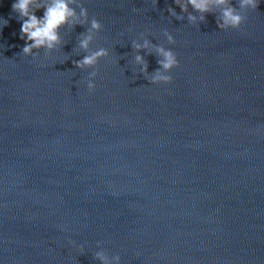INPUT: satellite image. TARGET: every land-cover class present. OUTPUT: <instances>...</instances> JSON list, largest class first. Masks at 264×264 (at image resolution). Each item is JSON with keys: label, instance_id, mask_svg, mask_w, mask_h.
<instances>
[{"label": "water", "instance_id": "water-1", "mask_svg": "<svg viewBox=\"0 0 264 264\" xmlns=\"http://www.w3.org/2000/svg\"><path fill=\"white\" fill-rule=\"evenodd\" d=\"M14 2L0 0V264H101V248L120 264H264V0L228 30L177 20L174 0H80L103 25L91 49L109 51L83 70L81 26L22 55ZM141 32L177 54L170 83L140 73Z\"/></svg>", "mask_w": 264, "mask_h": 264}, {"label": "clouds", "instance_id": "clouds-1", "mask_svg": "<svg viewBox=\"0 0 264 264\" xmlns=\"http://www.w3.org/2000/svg\"><path fill=\"white\" fill-rule=\"evenodd\" d=\"M156 2L157 0H153L154 4ZM174 2L181 9V14L171 6L167 8V12L177 20H183V14L186 13L190 24L199 25L206 20V14L211 13L216 17L218 29L228 30L240 29L247 20V11L256 10L260 0H236V6H233V0H174ZM189 7L192 9L191 12ZM41 9L43 15L37 16L36 12ZM12 11L17 14L16 19L22 22L20 39L26 42L20 53L26 57L37 59L41 49L44 50L45 56L51 55L64 45L61 29L65 27L75 29L76 26L85 28V31L79 34L78 48L86 54L81 59L72 61L75 68L95 69L101 59L109 56L106 48L91 49L90 46L97 34L103 30V25L95 17L89 19L88 10L80 0H15ZM7 24L8 20L3 19L0 26ZM163 35L169 44H175V39L169 31L165 30ZM131 45L137 53L134 57L135 64L140 66V73L149 83L168 84L172 81L173 77L169 73L179 66L177 54L173 50L153 43L146 38L144 32L139 34L138 39L132 40ZM141 51H144V55L139 54ZM153 54L157 57L158 68L150 73L145 56ZM97 75L96 70L88 74L87 89L90 93L96 88L94 81ZM69 242L75 244V241ZM79 247L83 253L84 246ZM98 247H101L100 242ZM95 258L101 264H120L119 255L110 257L102 248L95 253Z\"/></svg>", "mask_w": 264, "mask_h": 264}]
</instances>
